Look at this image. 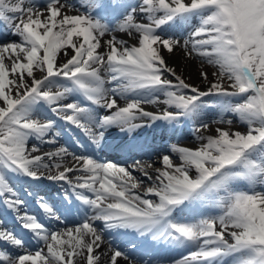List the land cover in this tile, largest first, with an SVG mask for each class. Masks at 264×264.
<instances>
[{"label": "snow or ice", "instance_id": "obj_1", "mask_svg": "<svg viewBox=\"0 0 264 264\" xmlns=\"http://www.w3.org/2000/svg\"><path fill=\"white\" fill-rule=\"evenodd\" d=\"M83 6L88 11L77 13L67 0H46L42 8L34 0H0V24L18 37L0 43V241L10 246L0 249V264H80L78 258L83 264H161L154 253L170 246L194 249L170 264H264V192L255 190L264 186V0H85ZM97 11L117 17L115 26ZM194 18L199 22L183 42L160 34ZM116 31L136 44L113 35L107 51H98ZM181 46L186 56L218 66L214 80L199 71L207 88L186 82L167 62L164 51ZM75 94L86 103L66 102ZM41 104L56 119L34 118ZM229 114L244 131L232 129ZM210 116L229 127L210 130ZM197 120L200 145L170 144L157 154L162 167L98 156L109 150L125 160L148 154L156 138L171 140ZM65 135L83 151L59 143ZM30 139L37 141L31 147ZM40 141L57 146L42 151ZM133 172L153 186L134 191L143 181ZM8 173L66 185L63 198L22 191ZM239 182L249 190H238ZM25 195L56 227L25 210ZM84 205L91 215L81 212ZM210 208L221 214L204 216L201 210ZM5 213L20 231L7 225ZM119 230L135 234L128 247L139 248V256L106 238ZM21 232L36 241L35 249Z\"/></svg>", "mask_w": 264, "mask_h": 264}, {"label": "bare ground", "instance_id": "obj_2", "mask_svg": "<svg viewBox=\"0 0 264 264\" xmlns=\"http://www.w3.org/2000/svg\"><path fill=\"white\" fill-rule=\"evenodd\" d=\"M125 38H126L125 40H127L129 42V45L136 44V40L131 38L130 36L125 35ZM73 39L76 40L77 38L73 37ZM101 45H102V47L100 49H98V51H103L105 49V46H106L105 41L102 40ZM67 51L69 52V55L73 54L70 47H67ZM186 51H187V49H184L183 47H178L172 53L164 51L163 54L165 55L169 65L176 68L178 74L182 75L183 78L186 80V82H191L194 85L199 86L201 88H207L208 82L202 81L200 79L199 71L200 70L207 71L209 73V79L214 80L215 76L213 75V73L217 71L218 66L208 64L206 59L199 57V56H196V55H193L192 57H188L185 55ZM62 53H63V50H61V53L58 54V62L64 59ZM37 75H39V73H37ZM169 78H171V77H169ZM161 107H162L161 105H145L146 110L159 111ZM226 118L231 119L233 121V123L236 122L238 124V125H231L233 130L244 131V128L241 127L242 123L238 120V117H236L235 115L229 114ZM213 119H218V117L213 116ZM215 127H229V125H227L226 123H224V124H213V123L209 124L210 130L214 129ZM204 134L208 135V134H211V132L205 131ZM200 143H201V141L198 139V133L195 132L193 134L192 142L190 144H186L183 146L196 148L200 145ZM158 160H159V158H157V161ZM157 161L152 163L153 168L162 167V165L160 163H158ZM176 162H177V160L174 161V163H176ZM149 173H150V175L152 174V169H149ZM141 178L146 180L144 185H147V184L148 185L146 188L140 189L139 191H138V189H136V191H138L139 193H144L148 187H152L153 185L150 181L147 180L146 177L141 176ZM237 184H240V183H237ZM153 197L158 199L155 196H153ZM78 259L80 260V264H83L82 258H78ZM102 259H104L106 261L107 258H102ZM119 264H125V262L123 260H120Z\"/></svg>", "mask_w": 264, "mask_h": 264}, {"label": "rangeland", "instance_id": "obj_3", "mask_svg": "<svg viewBox=\"0 0 264 264\" xmlns=\"http://www.w3.org/2000/svg\"><path fill=\"white\" fill-rule=\"evenodd\" d=\"M241 127H242V128H245V126H244V125H241Z\"/></svg>", "mask_w": 264, "mask_h": 264}]
</instances>
